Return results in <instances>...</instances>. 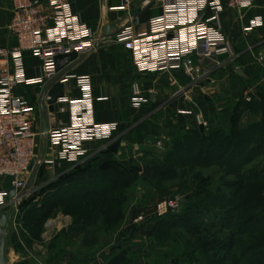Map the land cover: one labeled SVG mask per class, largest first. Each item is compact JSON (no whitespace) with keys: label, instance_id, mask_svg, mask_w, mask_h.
Returning <instances> with one entry per match:
<instances>
[{"label":"rangeland","instance_id":"1","mask_svg":"<svg viewBox=\"0 0 264 264\" xmlns=\"http://www.w3.org/2000/svg\"><path fill=\"white\" fill-rule=\"evenodd\" d=\"M27 91L33 94L32 88ZM257 95L263 97L259 112H250L246 100L236 102L222 135L228 136L225 152L220 156L214 148L207 149L198 158L207 164L186 156L188 128L182 124L179 134L167 121L165 132L149 134L152 149L135 147L148 135L144 127L153 128L139 123L126 135L101 143L90 158L29 178L7 207L21 218L29 252L41 256L33 244L42 243L43 251L57 248L59 238L79 232L84 246L100 251L106 242L110 254L103 264L122 250V264H264V95L260 90ZM247 96L251 98L249 92ZM172 151L179 157L169 154ZM168 160L174 163L164 166ZM162 165L165 176L160 177L155 168ZM74 167L83 172V182L57 185L60 175H70ZM115 175L129 187L111 190L109 179ZM89 186L107 187L105 199L95 201L84 191ZM173 202L178 204L174 210L169 207ZM117 211L123 219L107 223ZM65 221L71 223L63 229Z\"/></svg>","mask_w":264,"mask_h":264},{"label":"built area","instance_id":"2","mask_svg":"<svg viewBox=\"0 0 264 264\" xmlns=\"http://www.w3.org/2000/svg\"><path fill=\"white\" fill-rule=\"evenodd\" d=\"M11 15L7 30L14 39L10 47H0V211L7 212V189L15 195L24 190L31 171L41 166L44 172H53L72 166L87 156V143L110 142L115 137L116 125H97L92 118L91 82L88 76L66 75L58 82L68 80L81 91L80 100L57 98L54 104V126L45 134L37 129V98H25L17 88L42 87L55 77L57 56L90 52L96 39L73 15L67 0H8ZM128 13L133 0H116ZM161 13L151 17L146 32L134 33L131 24H124L112 35V41L133 53L138 72L181 70L190 81L207 79L211 66H219L224 58L233 59L230 42L219 27V13L225 8L245 11L253 0H157ZM144 0L143 3H148ZM209 11L207 16L205 13ZM52 22L54 27L48 28ZM260 24L252 20L243 30L245 36ZM30 53L40 65L32 78L25 76L24 54ZM131 105L139 108L146 103L137 81L130 85ZM49 99L46 95L44 102ZM57 107V104H62ZM67 103L70 121L64 124L59 115L65 113ZM192 116L196 127L207 128L208 122L200 112H180ZM45 143L37 149V140ZM160 146V143H156ZM33 163L31 170L28 168ZM37 165V166H36ZM172 210L178 207L170 203ZM16 211V210H15ZM14 211V212H15ZM137 220H134V223Z\"/></svg>","mask_w":264,"mask_h":264},{"label":"crops","instance_id":"3","mask_svg":"<svg viewBox=\"0 0 264 264\" xmlns=\"http://www.w3.org/2000/svg\"><path fill=\"white\" fill-rule=\"evenodd\" d=\"M44 1V0H43ZM74 16L90 31L96 39L95 47L88 53L80 55L79 59L70 62L66 75L88 76L91 82L92 118L97 125L115 124V135H126L130 129L139 123L152 124L153 128H145L141 145L144 150L153 148L150 135L158 136V130H179V124L188 129H196L204 135L213 132L228 131V117L236 102L251 101V94L256 98L259 90L264 95V0H253L251 8L237 11L225 8L219 13V27L232 46L233 59L224 58L219 66H211L207 79L190 82L181 70H163L157 72H138L133 63V53L117 45L111 37H103V29L112 23H119L112 31L121 28L124 24H131L134 33L146 32L151 17L160 15L161 6L157 0L143 3L144 0H133V9L130 13L120 8L116 0H67ZM135 9L139 12L133 15ZM207 16L209 11L205 13ZM11 15V5L8 0H0V47H10L14 44L13 37L7 30ZM259 20L260 24L251 29L245 36L243 30L249 23ZM54 24L48 23L52 29ZM39 61L30 53L24 54L25 76L32 78L37 74ZM137 81L146 103L136 108L131 105L132 82ZM254 84L255 87L251 85ZM256 86H259L257 90ZM248 87V88H247ZM32 88L33 94L27 89ZM17 88L16 93L34 100L38 98L42 87ZM63 94L69 100H80L81 91L74 85L73 80L63 86ZM150 95H154V103L150 102ZM62 104H57L59 107ZM67 111L59 118L64 124L70 121ZM200 112L208 122L207 128L197 129L192 116H182L180 112ZM161 120L155 122V118ZM39 131V113L36 116ZM54 115H49V127H53ZM157 128V129H156ZM160 128V129H159ZM154 131V133H153ZM171 131V130H170ZM45 139L37 140V147H41ZM101 143H87V158L93 156ZM86 158V159H87ZM66 220V219H65ZM71 221H65L64 229ZM61 223L58 224V226ZM21 218L13 214L6 235L5 257L8 264H103L109 259V250L106 242L97 247L83 245L82 236L73 232L57 241V248L48 247L41 256L29 252V245L22 238ZM45 239H49L44 237ZM33 249V248H32Z\"/></svg>","mask_w":264,"mask_h":264},{"label":"trees","instance_id":"4","mask_svg":"<svg viewBox=\"0 0 264 264\" xmlns=\"http://www.w3.org/2000/svg\"><path fill=\"white\" fill-rule=\"evenodd\" d=\"M251 95V94H250ZM254 97V96H253ZM251 96V101L247 104L248 105V110L250 112H259L260 111V105L261 103H263V97H261V95H257L255 96L256 98H253ZM253 99V100H252ZM232 126H231V131H232ZM197 129H202L201 127H197ZM224 133V132H223ZM222 132H213L210 133L209 135H204L202 133H200V131L198 130H194V129H188V131H185V136H184V140L188 141V146L184 149L186 151V156L190 157L192 156V158H195L197 161L199 160L198 158H200V156L202 155V153L205 154L204 151H206L209 148H214L215 150L218 151V153L220 154V156H222V154H224L225 149H224V144L223 142L226 140V138H228V136L226 137H222V135H224ZM208 136V137H207ZM215 143V144H213ZM213 144V145H212ZM197 146H201L200 149L197 151ZM177 148H181V146H177ZM208 152V150H207ZM169 154H173V155H177V157H179V155L175 152L172 151ZM175 155V156H176ZM174 156V157H175ZM176 159V158H175ZM176 161V160H175ZM180 161H184L187 162L186 160H181ZM174 163L173 160H168V162H165L164 166L167 165L168 163ZM201 164H207V160L206 159H201V161H198ZM163 165L160 168H155V172L161 177V176H165V170L162 168ZM75 171L73 173H71L70 175L66 172L62 173L60 175V177L58 178V184L57 185H66V184H71L74 182H83L82 181V173H80L79 171L76 170V168L78 167H74ZM117 175H115L114 177L110 178L109 181L111 183V190H113L114 188H116L118 185H122L123 188H127L129 187V182L126 180L123 181H117ZM119 183V184H118ZM77 186V185H76ZM84 187L85 185H83V183H81L80 187ZM79 187V188H80ZM98 186H89L86 189H84V191L86 193L89 194V196L91 197H95V201L97 200H104L106 193H108L107 191V187L102 186L100 189H97ZM113 188V189H112ZM54 209V204H51L49 206V212ZM49 213L47 212L44 217H48ZM123 219V215L121 213V211H117L115 218L113 219H108L107 223L109 224H115L117 222H119L120 220ZM124 253L125 251H121L118 254H116L115 256H113L108 262L107 264H122L124 262Z\"/></svg>","mask_w":264,"mask_h":264},{"label":"water","instance_id":"5","mask_svg":"<svg viewBox=\"0 0 264 264\" xmlns=\"http://www.w3.org/2000/svg\"><path fill=\"white\" fill-rule=\"evenodd\" d=\"M152 1V0H150ZM139 12L138 9H135L133 15H136ZM119 23H112L107 25L103 29V37H111L113 34L112 31L117 27ZM80 57L77 56L75 53H71L69 55L57 56L54 58V65L56 70L58 71L57 75L53 77L50 81L45 83L39 93L37 98V108L39 113V132L41 134H45L49 128V114L54 113V104L57 98L63 97V86L58 82L59 78H61L66 71L70 68V62H74L78 60ZM46 95L49 99L44 102ZM154 95H150V102L154 103ZM33 166V163L30 165L28 170L30 171ZM37 166V165H36ZM37 168L34 167L31 171V180L35 179V173ZM44 173V167L41 166L38 171V177H41ZM18 195H15V189L10 187L7 189V196L5 197V201H7V205L11 203H15L18 199ZM14 209L4 212L0 211V264H8L6 257H5V241L7 231L10 225V221L14 214Z\"/></svg>","mask_w":264,"mask_h":264}]
</instances>
